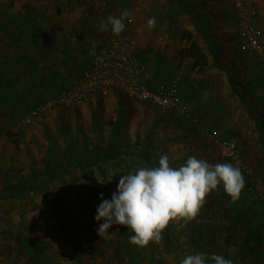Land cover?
Returning <instances> with one entry per match:
<instances>
[{"label":"rangeland","instance_id":"374dc122","mask_svg":"<svg viewBox=\"0 0 264 264\" xmlns=\"http://www.w3.org/2000/svg\"><path fill=\"white\" fill-rule=\"evenodd\" d=\"M102 1L0 0V21L4 18L15 29L8 36L0 29V56L3 52L8 56L4 66L0 61V191L30 179L22 195L0 197V264H134L128 256L142 252L153 264H180L196 253L222 255L232 264H264V213L255 215L257 205L246 186L233 201L223 185H218L206 196L195 219L171 221L160 240L146 247L131 244L129 237L134 233L125 226L113 224L101 237L97 232L104 223L95 220L101 194L111 200L121 175L134 174L141 167H158L162 154L169 156L171 167H179L191 156L210 165H233L219 156L209 137L212 133L223 137L224 133L198 121H180L172 112L150 104L132 106L117 95L55 107L25 124L33 109L57 100L85 71V65L73 69L63 64L61 68L59 61L67 62L74 47L80 46L69 37L72 29L58 39L52 30L74 15L79 27L97 29ZM106 1L107 12L101 18L118 17L125 9L131 13L128 18L133 20L131 32L141 62V55L153 48L156 54L169 56L161 47H187L185 33L194 25L184 5L175 0ZM187 1L203 18H209L210 27L219 25L214 16L235 11L237 27L235 23L232 26L231 43L241 51L234 0ZM240 1L256 12L254 24L264 43V0ZM11 12L15 16L10 17ZM151 17L156 18V24L149 29ZM23 25L27 28L24 33ZM193 37L195 41L199 38L197 34ZM4 47L10 48L4 51ZM16 51H24L32 66H13L18 61ZM259 117L254 116L258 122ZM111 151L113 158H108ZM117 151L122 155L115 154ZM91 156V162H80ZM53 165L64 171L46 174ZM48 198L58 211L50 207ZM248 231L262 238L258 246L247 242ZM74 245L79 246V254Z\"/></svg>","mask_w":264,"mask_h":264},{"label":"crops","instance_id":"0c3cea01","mask_svg":"<svg viewBox=\"0 0 264 264\" xmlns=\"http://www.w3.org/2000/svg\"><path fill=\"white\" fill-rule=\"evenodd\" d=\"M2 12L5 13L6 11ZM9 16L13 17L15 15L11 12ZM199 16L205 24L204 34L202 35L197 32L194 19H192L194 26H188V30L192 32V35H198L199 38L196 41L207 56L208 67L202 72H198L197 69L194 70V61L189 57H183L179 53V51L186 47H161L163 51L166 50L170 53L169 56L164 54L160 56L156 54L157 49L153 48L151 53L141 55L142 62L147 67L144 81L151 90H155L160 85L177 83L180 98L191 110V121L201 122L208 129L224 133L222 138L234 141L236 139L238 141L240 156L248 167L252 169L254 177L259 179L264 178V88L262 87L264 70L260 68L259 63L253 55L243 54L239 50V47H232V29L233 31L235 30V27L232 26L235 23L237 27L235 11L228 10L224 14L214 16L218 20L216 23L219 24L216 27H210L208 17L203 18L201 14ZM104 18L106 17L102 16L101 18V14L98 11V28L93 29L94 27H92L91 29H84V27H79L78 18L74 15L69 21L56 29V31L52 30L58 39V37L60 38L65 33H70L72 29L69 37L70 39L77 37L75 44L77 43L80 46L74 47L76 50L71 57L69 56L67 58V62L59 61L61 68L63 64L73 67V69L76 66L82 68V65H85V71L89 68L92 55L88 39L96 38L101 42H105L109 37L114 35L111 31V25H109L107 31L101 30L102 24L106 21ZM2 20L0 21L2 35H10V30H13L15 33L13 24L9 22L8 25L10 27H8L7 23L4 22V18ZM22 28L24 33V30L27 29L26 25H23ZM82 29L83 31H81ZM14 33L12 32V34ZM9 48L4 47V51H7ZM32 48L34 50L44 51L40 47ZM57 51L60 52L61 49L59 48ZM57 51L55 55H59ZM13 53L16 54L15 52ZM7 57L4 52L1 54L0 61L3 62L2 66L7 62ZM28 58L24 51H19L17 56L18 61L13 63V66L18 68L21 65L23 67L30 66L31 64L28 63L30 61ZM183 63L188 64L189 70L182 76L180 74V68ZM79 64L81 66H78ZM111 95L119 96L117 92H113ZM125 102L127 101L125 100ZM257 105L258 108L255 107ZM252 109H255V111ZM259 112L260 114L258 115ZM255 115L257 117L260 116L259 122L261 125L258 119L256 120L254 118ZM258 123L260 126H257ZM217 152L219 153V150ZM245 178L246 190L257 205L256 207L254 206L256 208L255 215L261 217L264 213L263 203H261L263 201L258 196L251 194L248 190L252 177L246 176ZM250 208L253 207L250 206ZM261 221L263 220L261 219ZM247 233L246 240L249 242L251 239V231ZM253 236L259 242L262 241L260 236ZM205 257L206 264H214V261L210 258L211 255ZM127 260H132L134 264H153L151 258L144 252L138 254L133 253L128 256Z\"/></svg>","mask_w":264,"mask_h":264},{"label":"clouds","instance_id":"9594fccd","mask_svg":"<svg viewBox=\"0 0 264 264\" xmlns=\"http://www.w3.org/2000/svg\"><path fill=\"white\" fill-rule=\"evenodd\" d=\"M130 15L125 9L118 17L109 16L101 30L107 31L111 25L112 33L119 35ZM155 24V17L147 21L149 29ZM221 184L235 201L239 199L245 180L239 168L231 164L210 165L191 156L179 167H171L169 156L162 154L158 167H141L134 174L121 175L111 200L104 199L101 194L95 220L104 223L99 224L98 235L101 237L113 224H118L134 233L129 237L131 244L146 247L151 241L160 240L171 221L186 223L195 219L206 196ZM210 258L214 264H232L222 255L212 254ZM180 264H206V257L202 253L188 255Z\"/></svg>","mask_w":264,"mask_h":264},{"label":"built area","instance_id":"2783aa9c","mask_svg":"<svg viewBox=\"0 0 264 264\" xmlns=\"http://www.w3.org/2000/svg\"><path fill=\"white\" fill-rule=\"evenodd\" d=\"M233 2L239 21L240 49L255 56L264 69V43L261 31L254 24L256 12L240 0ZM107 8V1L103 0L98 11L105 15ZM124 23V31L109 37L105 42L96 38L88 39L92 55L89 68L57 100L33 109L26 117L25 124H31L55 107L81 105L87 101L96 102L108 98L113 92H117L132 106L146 103L160 110L172 112L180 121L192 119L189 106L179 97L177 83L160 85L155 90L148 88L144 81L145 65L137 56V40L131 32L133 20L127 18ZM72 41L76 42L77 37L72 38ZM188 70V64L183 63L180 74L183 76ZM262 87L264 88V81ZM209 137L213 139L224 160L240 168L245 177H252L248 190L264 202V181L254 177L252 169L240 156L237 142L219 137L217 133H212Z\"/></svg>","mask_w":264,"mask_h":264},{"label":"trees","instance_id":"16d2710c","mask_svg":"<svg viewBox=\"0 0 264 264\" xmlns=\"http://www.w3.org/2000/svg\"><path fill=\"white\" fill-rule=\"evenodd\" d=\"M175 1H176V3H178V5L182 4L186 7L185 9H186L187 13L189 15L193 16L197 32L199 34L203 35L205 24L201 20L198 11L194 8H191L190 3L187 0H175ZM185 36H186V40H187V47L184 49V51H182L181 55L183 57L184 56L189 57L194 61L193 62V69L194 70L197 69L198 72L204 71L208 67V59H207L206 54L204 53V51L200 47V45L194 40V37H193L191 32L187 31L185 33ZM206 39H207V37H206ZM178 94H179V92H178ZM179 97H180V95H179ZM263 123H264V121H263ZM112 152L113 151L108 153V158H110V157L113 158L112 154H111ZM122 153H121V151L115 152V154H118V155H122ZM93 158H94V156H91L88 159H81L80 162L89 163L93 160ZM146 161H148L147 158H146ZM50 169H52V171H47L46 174H49L52 176L60 174L64 171L62 166H58V167L56 166L54 168V165H53V166H50ZM29 181H30V179L26 180L24 184H21L20 186H17V187H7L6 189L0 191V197L8 198V197L22 195L25 192ZM48 201L50 202V207H52V209H54L55 212L58 211L57 207L54 205V203H52L53 201H51L49 198H48ZM250 237H251V239L249 240V243L252 246H258L260 244V242L253 236L252 233H250ZM74 248L76 249V252L79 254V252H80L79 246L74 245Z\"/></svg>","mask_w":264,"mask_h":264}]
</instances>
